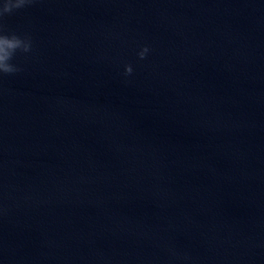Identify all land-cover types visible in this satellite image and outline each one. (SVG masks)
Listing matches in <instances>:
<instances>
[{
    "label": "water",
    "instance_id": "95a60500",
    "mask_svg": "<svg viewBox=\"0 0 264 264\" xmlns=\"http://www.w3.org/2000/svg\"><path fill=\"white\" fill-rule=\"evenodd\" d=\"M4 24L32 51L0 77V264H264V0Z\"/></svg>",
    "mask_w": 264,
    "mask_h": 264
},
{
    "label": "clouds",
    "instance_id": "9594fccd",
    "mask_svg": "<svg viewBox=\"0 0 264 264\" xmlns=\"http://www.w3.org/2000/svg\"><path fill=\"white\" fill-rule=\"evenodd\" d=\"M33 2L34 0H3L0 3V77L21 72L22 68L12 61L18 53L28 54L32 51L31 37L9 31L4 24V19L15 10L23 9ZM148 51L147 46L143 47L138 53L139 57L143 59ZM125 71L130 74L131 66L126 65Z\"/></svg>",
    "mask_w": 264,
    "mask_h": 264
}]
</instances>
